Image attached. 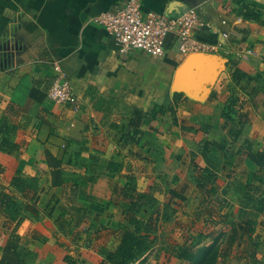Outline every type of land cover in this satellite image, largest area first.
Here are the masks:
<instances>
[{
  "label": "crops",
  "instance_id": "obj_1",
  "mask_svg": "<svg viewBox=\"0 0 264 264\" xmlns=\"http://www.w3.org/2000/svg\"><path fill=\"white\" fill-rule=\"evenodd\" d=\"M128 1L0 0V187L31 207L33 192L18 193L11 180L16 175L35 179L38 187V219L23 211L9 223L0 214V264H101L125 224L121 197L114 191L129 184L156 200L158 235L170 225L179 235L195 236L198 226L210 234L209 245L223 230L211 221L223 200L228 221L242 214L240 208L247 218L264 216L244 201L258 196L247 192L248 185L264 188V171L246 158L244 148L247 142L252 152H264V0H252L256 22L243 18L240 0H140L143 13L170 17L195 7L206 23L194 36L215 45L206 54L216 56L220 69L213 83L200 82L194 99L173 96L186 59L176 38L169 39L161 56L121 54L101 27L90 24L92 17ZM174 2L179 5L169 13ZM248 50L257 55L246 56ZM234 69L249 80L232 82ZM55 79L70 85L66 105L47 98ZM231 97L240 101L247 119L236 139L230 136L236 116H223ZM161 105L164 110L158 112ZM208 173L215 179V194L209 197L197 188V179ZM151 212L143 208L142 217ZM196 213L202 218L197 220ZM257 225L233 244L247 242L240 256L222 264H264V223ZM159 236L156 247L186 238L173 244ZM150 253L135 264H161ZM158 254L169 264H186Z\"/></svg>",
  "mask_w": 264,
  "mask_h": 264
},
{
  "label": "trees",
  "instance_id": "obj_2",
  "mask_svg": "<svg viewBox=\"0 0 264 264\" xmlns=\"http://www.w3.org/2000/svg\"><path fill=\"white\" fill-rule=\"evenodd\" d=\"M240 1L243 2V18L255 22L258 21L259 16L256 13L257 7L255 6V3L251 2L250 0ZM230 78L235 84H237L239 81L249 80V77H247L238 69H234L232 71ZM173 96L174 98H178L182 95L176 93ZM156 108L157 107L155 105L152 112L150 113L151 116H154V114L157 113L155 112ZM241 108L242 104L240 101L231 97L227 101L225 113L223 114V116H225L228 120L231 119L230 114H234L236 116L235 119L237 128H233L230 131V136L233 139L238 137L241 128L245 123H247V119L240 112ZM163 110L164 105L159 106L158 112H162ZM135 135L141 136V132L136 131ZM244 144L246 158L257 167L258 171H264V152H252L248 143L245 142ZM218 147L222 149L221 146L218 145ZM114 169H116V167H114ZM107 170L108 172H111L112 167L109 165ZM10 185L12 189L16 190L22 195L26 190L32 191L33 196L31 201H33V206L31 207L27 203L23 205L18 201L19 199L14 194L7 193L3 188L0 187V214L5 218V221L9 223L15 221L19 216L23 215L21 214L23 211L28 212V216L38 219V214L34 207V197L38 191L36 180L24 179L19 175H16L12 178ZM214 185L215 179L211 173H208L206 177L202 176L201 178L197 179L198 190H205V192L208 194V197L215 194ZM76 189L77 185L72 187L70 190V195L72 198L69 197L68 201H74ZM246 190L247 192H253L258 196L257 198H254L253 195H247L244 199L245 203L251 204L252 207L256 208L257 212H264V188L258 189L257 187L248 185ZM114 193L119 194V197H121L119 203L121 202V206L123 208L122 214L125 219V224L120 227L121 233L119 243L107 251L105 254V259L101 264H135L142 257H145V255L147 256V254L151 252V250H154V248H158V252L163 251L166 255L172 256L173 258L186 264H217V261L220 258V250L218 247L223 240L225 241L227 248H231L237 240L239 234L249 236L255 231L257 221L251 218H247L245 220L243 209L240 208L242 212V214L238 216L240 221L235 223L232 221L230 223L228 235H225L224 233H220L219 235L217 234L213 239H211V243L209 245L205 244L210 234H204L200 231H197L195 236L185 239L182 244H167L156 247L158 245L157 225L158 221L160 220V211L157 208L156 200L151 197H146V195L138 194L131 184L123 187L120 191L115 190ZM204 202L205 199H203V201L201 200V203ZM219 205L223 208L216 216L217 219L214 217V219H211V221L214 224L224 225L227 223L231 214L225 212L226 206H228L225 200L219 201ZM143 208L152 210L147 218L142 217L141 210ZM222 211L224 212L222 213ZM207 215L212 218L211 213L208 212ZM202 216L203 214H195V218L197 220L202 218ZM161 219L167 221L168 215L163 214ZM152 234L155 235V238H152ZM13 248H15L14 243L10 245L9 249L11 250ZM4 264L8 263L5 262Z\"/></svg>",
  "mask_w": 264,
  "mask_h": 264
},
{
  "label": "built area",
  "instance_id": "obj_3",
  "mask_svg": "<svg viewBox=\"0 0 264 264\" xmlns=\"http://www.w3.org/2000/svg\"><path fill=\"white\" fill-rule=\"evenodd\" d=\"M89 22L101 27L114 40L121 54L140 51L149 56H161L170 38H176L177 49L184 57L215 50V45L194 36L196 31L206 26L195 7L170 17L159 13H143L140 0H129L122 8L101 13ZM256 55L253 50L246 52L249 57ZM54 68L59 71L58 66ZM47 98L56 104L66 105L71 100L70 85L55 79L47 91Z\"/></svg>",
  "mask_w": 264,
  "mask_h": 264
},
{
  "label": "water",
  "instance_id": "obj_4",
  "mask_svg": "<svg viewBox=\"0 0 264 264\" xmlns=\"http://www.w3.org/2000/svg\"><path fill=\"white\" fill-rule=\"evenodd\" d=\"M178 5V2L171 3L168 7L169 13ZM219 69L216 56L205 53L190 54L186 56L185 62L177 72L172 92L183 93L188 98L194 99L200 89V82L213 83Z\"/></svg>",
  "mask_w": 264,
  "mask_h": 264
},
{
  "label": "rangeland",
  "instance_id": "obj_5",
  "mask_svg": "<svg viewBox=\"0 0 264 264\" xmlns=\"http://www.w3.org/2000/svg\"><path fill=\"white\" fill-rule=\"evenodd\" d=\"M190 156V155H189ZM189 156H187V155H185V157L186 158H188ZM181 157H183V156H181ZM224 211H222V213H223ZM221 213V214H222ZM235 214V213H234ZM233 215V214H232ZM247 219V217H245V220ZM232 220H235V216L233 215L232 216ZM238 221H240V219L237 217V219L234 221V223L235 222H238ZM232 221L231 220H229V222L227 221V223H225L224 225H223V230L221 229V230H219L217 233H218V235L220 234V233H224L225 235L227 234L228 235V231H229V229H230V223H231ZM263 223H264V216L263 215H261L259 218H258V220H257V224L259 225H263ZM159 225V224H158ZM257 225V226H258ZM196 231H193V233H196L197 231H198V229H199V227L197 226L196 227ZM161 233H162V235L165 237V240L166 241H169L170 243H173L174 244V242H177V241H180L181 240V238H189V237H191V236H193V234L191 233V232H187V236H183V234L181 233L180 235H179V233L180 232H178L177 230H176V228H174V227H172V226H170V225H165V226H163V227H161L160 228V232H159V235H161ZM185 234V233H184ZM158 235V231H157V237H158V239H159V236ZM196 235V234H195ZM182 236V237H181ZM152 238H155V235H153L152 234ZM163 237L161 236V239H162ZM185 238V239H186ZM244 240L245 238H243V237H241V240ZM240 240V241H241ZM224 241V240H223ZM221 242V244L219 245V260L217 261V263L218 264H222V262L223 261H225L226 262V258L227 257H230V259H229V261H231L232 260V257H235V255L238 257V256H240V252H242V250L245 248V244L247 243L245 240L244 241H242V243H241V246H238L237 248H233V247H231V248H227V245H226V243H225V241L224 242ZM183 242V241H182ZM182 242H180V243H176L175 245H177V244H182ZM169 245H171V244H169ZM247 245V244H246ZM114 247V246H113ZM243 255V254H242ZM145 257H146V255H145ZM148 257H155V261H159V262H161V264H169V261H167V257H164L162 260H161V257H162V255L161 254H158V252H156V254H155V251L154 250H152L151 251V253H150V255L148 256ZM154 262H151V263H149V264H153ZM160 264V263H159ZM175 264H177V263H175Z\"/></svg>",
  "mask_w": 264,
  "mask_h": 264
}]
</instances>
